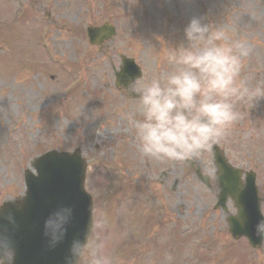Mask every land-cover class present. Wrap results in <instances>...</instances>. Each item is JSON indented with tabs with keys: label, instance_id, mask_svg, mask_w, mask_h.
<instances>
[{
	"label": "rangeland",
	"instance_id": "1",
	"mask_svg": "<svg viewBox=\"0 0 264 264\" xmlns=\"http://www.w3.org/2000/svg\"><path fill=\"white\" fill-rule=\"evenodd\" d=\"M24 8L19 25H0V205L23 194L22 172L34 158L79 148L93 216L108 218V250L122 264H264V242L257 251L233 242L224 216L212 210L213 179L208 190L195 177L212 162L210 151L182 163L141 158L121 119L133 89L172 68L194 16L246 40L252 54L243 75L264 81L261 0H0V17L10 19L12 10L21 16ZM103 23L116 36L98 54L82 27ZM123 55L142 76L118 93L113 70ZM238 108L242 119L216 145L232 166L255 168L263 189L264 123L255 117L264 101L251 111Z\"/></svg>",
	"mask_w": 264,
	"mask_h": 264
},
{
	"label": "clouds",
	"instance_id": "2",
	"mask_svg": "<svg viewBox=\"0 0 264 264\" xmlns=\"http://www.w3.org/2000/svg\"><path fill=\"white\" fill-rule=\"evenodd\" d=\"M183 34L182 49L171 57L172 68L141 81L121 112L141 158L181 163L202 158L237 127L242 119L238 105L251 111L264 101V81L253 84L243 75L252 54L246 40L212 30L199 16L188 21ZM251 134L249 129L243 138ZM219 173L215 163H205V180H215ZM72 218L70 206L48 214L43 222L48 247L64 241ZM2 219L13 223L10 213ZM107 226L105 215L91 217L82 235L69 242L62 264H122L108 250ZM256 234L264 240V216ZM15 257L10 235L0 229V264H14Z\"/></svg>",
	"mask_w": 264,
	"mask_h": 264
},
{
	"label": "water",
	"instance_id": "3",
	"mask_svg": "<svg viewBox=\"0 0 264 264\" xmlns=\"http://www.w3.org/2000/svg\"><path fill=\"white\" fill-rule=\"evenodd\" d=\"M111 35L112 29L108 25L88 30L92 44H99ZM122 64L120 72L115 74V83L116 86L125 87L137 79L139 73L132 60L123 59ZM211 150L214 163L220 169L216 179L220 189L217 207L224 209L229 197L239 209L237 217L227 219L229 233L233 239L247 238L249 244L257 248L261 238L256 234V224L260 219L252 181L247 177L245 187L239 188L238 173L226 164L222 153L215 146ZM33 167L36 177L28 172L24 174L25 196L4 203L0 209V229L5 230L13 241L16 250L14 264H62L69 242L82 235L91 218V203L83 191L85 165L75 151L70 155L49 152L35 160ZM200 179L206 183L204 178ZM251 203H254V209ZM59 206H70L73 218L64 241L50 248L43 234V222ZM9 213L13 218L11 224L2 219V214Z\"/></svg>",
	"mask_w": 264,
	"mask_h": 264
},
{
	"label": "flooded vegetation",
	"instance_id": "4",
	"mask_svg": "<svg viewBox=\"0 0 264 264\" xmlns=\"http://www.w3.org/2000/svg\"><path fill=\"white\" fill-rule=\"evenodd\" d=\"M258 197L263 201L264 200V191L261 188H258Z\"/></svg>",
	"mask_w": 264,
	"mask_h": 264
}]
</instances>
